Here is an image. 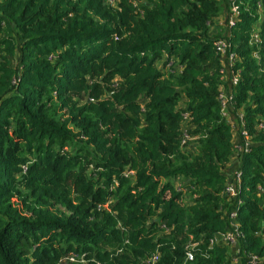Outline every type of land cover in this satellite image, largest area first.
<instances>
[{
	"label": "trees",
	"instance_id": "trees-1",
	"mask_svg": "<svg viewBox=\"0 0 264 264\" xmlns=\"http://www.w3.org/2000/svg\"><path fill=\"white\" fill-rule=\"evenodd\" d=\"M157 253L264 264V0H0V264Z\"/></svg>",
	"mask_w": 264,
	"mask_h": 264
},
{
	"label": "built area",
	"instance_id": "built-area-1",
	"mask_svg": "<svg viewBox=\"0 0 264 264\" xmlns=\"http://www.w3.org/2000/svg\"><path fill=\"white\" fill-rule=\"evenodd\" d=\"M237 5H234V2H233V5H232V13L233 14H237L238 11H237ZM229 22L231 25H233L235 23V19L234 17L232 16L230 19H229ZM258 34L254 33L253 34V42L257 43L259 38H258ZM231 44H229L228 40L226 38H221L219 40H217L215 42V47L217 49L218 52H221V54L223 55H226V57L228 58L226 64H225V74H227L228 76H231L232 78V82L234 84H236L238 82V73L234 72V70H232V66H233V63L234 61L236 60L235 58V55L233 53H231V55H227V49L230 47ZM255 56H257V54H255ZM220 99H221V102H222V109H223V112L224 114H227V116L229 117V119L231 120V117H234V119L236 120V116L234 115V113H232L235 108H236V103L234 102V97L233 95H228V93L222 88L221 89V94H220ZM240 119L242 120L243 119V114L241 113L240 115ZM242 132L244 135H247V132L245 131V128L242 127ZM238 146V145H237ZM239 147V152H242L243 149H244V145L240 142V146ZM238 171V170H237ZM239 173L237 174V179L240 180L241 178V172L238 171ZM133 171H130L129 174L127 173V175L129 176H132L133 175ZM228 191L231 195H235L236 193V190H235V187L234 185L230 184V186L228 187ZM237 215L236 212H233L231 214V218H235ZM234 227L237 228V226L234 224ZM236 237L237 235L234 233V232H229L225 235H223V239L224 240H227L229 242H232L234 244H236ZM160 254H155L152 256V258L149 260V262H151V264H157L159 259H160ZM187 257H188V260H192L193 259V255H192V252L189 251V253L187 254ZM255 258H253V262H255Z\"/></svg>",
	"mask_w": 264,
	"mask_h": 264
},
{
	"label": "crops",
	"instance_id": "crops-1",
	"mask_svg": "<svg viewBox=\"0 0 264 264\" xmlns=\"http://www.w3.org/2000/svg\"><path fill=\"white\" fill-rule=\"evenodd\" d=\"M222 21H223V19H222ZM232 120H235L234 117H231V121H232ZM236 144H237L238 146H240V141H239L238 139L236 140Z\"/></svg>",
	"mask_w": 264,
	"mask_h": 264
}]
</instances>
